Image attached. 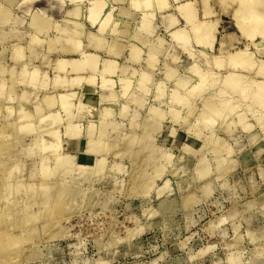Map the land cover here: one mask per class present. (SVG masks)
<instances>
[{"label": "rangeland", "instance_id": "374dc122", "mask_svg": "<svg viewBox=\"0 0 264 264\" xmlns=\"http://www.w3.org/2000/svg\"><path fill=\"white\" fill-rule=\"evenodd\" d=\"M193 1L197 20L212 12L213 47L193 33L186 46L173 42L176 26L191 27L174 0L146 10L149 33L132 0L107 1L104 33L88 19L89 0L78 15L71 0H0V264H264V108L223 86L231 68L212 60L264 51L239 29L240 0ZM83 52L98 55V71H72ZM109 60L118 65L104 76ZM191 65L210 75V89L189 91ZM256 66L240 70L244 80L260 77ZM75 77L80 85H60ZM227 99L221 116L208 109ZM50 113L60 164L39 141Z\"/></svg>", "mask_w": 264, "mask_h": 264}, {"label": "bare ground", "instance_id": "6f19581e", "mask_svg": "<svg viewBox=\"0 0 264 264\" xmlns=\"http://www.w3.org/2000/svg\"><path fill=\"white\" fill-rule=\"evenodd\" d=\"M71 1L75 2V7L73 8L72 14H77L78 15L80 13V6H79L80 3H78V2L82 1V0H71ZM107 1L108 0H89L88 5L86 6L87 11L89 13V14H87L89 21H92L93 24H95L96 22L100 23L99 27H98L99 33H104V31L106 30L107 25L112 20V12L108 11V9H107V7H108ZM132 1L134 2L135 6H136L134 9H139V10L142 11V15L140 17L141 19L139 18L140 21H138V22H140V24L143 27V29L147 30V32H148V30L150 29V27H151V25L153 23L152 22V17L154 15L152 16L146 10L150 6H153L154 0H140V1L132 0ZM158 1L164 2L165 0H158ZM174 1L178 2L177 8H179V11L181 12L183 19L187 22V24L189 23L191 27L190 28H186V27H178L177 28V26H176V29H174L175 27L173 25H175L177 23V19L174 17V15L172 16V14L171 15L170 14L167 15L168 17L171 16L170 17V21H169L170 22L169 26L172 25L174 27L173 28L174 31L171 29V31H173L172 32V36H171V37H173V42H178L182 46H186L190 42V39L192 37L191 35L193 33V36L195 38L194 40H195V42L198 43V45L199 44H203V45L206 44L208 46L210 45V47H213L214 40H215V33H214L215 24H214L213 21H210V19H209L210 14L212 12L208 9V7L206 6L207 10H205V12H203L204 14L201 16V18L197 20V18H196L197 14H196V9L194 7V1L193 0H185L184 2H179V0H174ZM205 2L207 3V0ZM84 6H85V4H84ZM263 8H264L263 0H240V5H239V7H237L236 12H235V16L236 17H240L239 29L241 30V32L244 34V36L248 40H250L251 42L254 43L257 51H260V52L264 51V9ZM82 10H83V8H82ZM165 11H163V12H165ZM75 23H77V22H75ZM126 25H128V24H126ZM169 26H168V28H170ZM122 27H124V26H122ZM76 29H77V31L76 32L74 31L73 33L74 34L77 33V35H78V32L81 29V24L80 23H77ZM139 29H140V27H139ZM144 32H146V31H144ZM69 33H71V32H69ZM79 34L81 35V32H79ZM125 34H124V36H125ZM137 35L138 34H136V37H137ZM257 35L261 36V42L257 41L258 42L257 43L256 41H254V39H255V37ZM140 37L141 36L138 35V38H136V39H139ZM141 40L143 41L145 39H143V37H141ZM75 41H76V44L78 45L77 47H79L81 43L79 41H77V40H75ZM132 52H133L132 53L133 54L132 58L133 59H137L138 56H139V54H138L139 53V48L138 49L137 48L136 49L133 48ZM137 54H138V56H137ZM213 57L214 58L212 60H213L214 64L217 65V67L224 66L225 65L224 62L226 61V66L231 68V70L225 74V78L223 77L224 78L223 81H222L223 82V86L227 87L231 91H240L242 93L241 95H243L244 98H247L248 96H250L251 99H254V101L259 106L264 108V58L255 57L254 52L250 51L248 47H246L245 49H237L236 51H234L232 53H229L228 55L224 56L226 58V60H224V58L222 56H220V55L213 56ZM98 58L99 57H98V55H96V53L83 52L82 58L74 60V61L73 60L71 61V62H73L72 64H74V67L73 66L71 67V68H73L72 71L73 72L76 71L77 73H80L81 71H85L86 68H89V69H92V72H93V71H95V70H97L99 68V65H97L98 64ZM58 60H59L60 63H62V64H60V66L63 65V62L64 63L66 62V60H64V59L63 60L58 59ZM105 63L106 64H104L103 67L101 68L102 72L105 73L104 76H107V74L108 75L109 74L110 75L114 74L115 71H116V66L118 65L117 62L109 60V62H105ZM57 64H58V62H57ZM66 64H67V62H66ZM255 65H257L256 66L257 68L255 69V72L260 77L259 78H255V79L251 78V80H250L249 79L250 77L248 76L249 78L248 77L247 78L249 80L248 79L244 80L246 78V76L244 74H241L240 70L241 69H243V70L250 69L251 70V69H253L255 67ZM60 66H58L59 69H62V66L61 67ZM64 68H65V66H64ZM193 69H194V71H193ZM62 70H65V69H62ZM190 71L193 72V74L196 73V75H197L196 78H197V81H198V82L195 83V85H193L194 87H192L189 90V91H191V93H195V91H197V90L210 89V87L213 84V82H208V78L210 77V75H208L207 72H198V70H195L193 65L190 66ZM26 74H27V72H26ZM145 74H147V73H145ZM27 75H29V73ZM31 76H30V79H33L31 81V84H36V81L34 80L35 78H32L33 76L32 77ZM104 76H102V79H103ZM34 77H35V75H34ZM59 77L60 76H58V78H56V80L58 82H59ZM142 77H143V75H142ZM93 78H94V76L93 77L92 76L89 77L88 78L89 82H92V81L94 82ZM62 79H65V77L62 78ZM82 79H83L82 77H75L74 79H71L70 81L63 80V82L60 85H63L64 87H67V86L69 87V85H71V84L80 85L81 81H83ZM142 79H144V77ZM149 79H151V78H149ZM108 80L111 81V79H108ZM108 80L106 78L103 79V86H107ZM44 84H45V82L42 85H44ZM247 86H249V87H247ZM250 87L254 88L251 92L249 91ZM110 88H111V86H110ZM0 89H2V88H0ZM84 89L85 90H89L90 87L87 86ZM219 93L220 94H224L223 93V89H219L217 95ZM214 94H216V93H214ZM74 95H75L74 92H69V91L60 94V98H61V101H62L61 104H62V107L65 110H69L70 100L72 99V97ZM212 96H213V94H212ZM48 98L49 97H47V99H46L47 101H48ZM181 98L182 97L179 98L177 95L176 96L173 95L172 100L176 101L177 103L180 102L182 104L183 100ZM51 100H53V98ZM219 101L220 102H219L218 105H216V104L214 105L211 102H209L207 104L208 109L211 111V113H213V114H215L217 116H221L222 115V108L226 107L227 104L230 103V99L219 100ZM54 103H55V100H54ZM81 103H82V101L80 102V105L77 104L79 108L82 106ZM235 106L232 105V107L229 108V111L231 112L233 109H235ZM34 110H35V108H34ZM251 110L249 109V111H251ZM254 112L257 113L256 111H254ZM254 112H253V114H254ZM241 113H238V114H241ZM55 116H56V114L55 115H51V113H50V114L45 115V116H43L41 118V120L44 121L45 118L48 119L49 117H53V121L51 122V125L48 126V124H47L46 125L47 127L44 125L46 128L44 126L43 127L41 126V128L44 129L43 130L44 133L42 135V139H40L39 141L42 143L43 154L45 153L47 156H49V153H52L51 155H55V156L57 155V160H58L57 164L58 163L60 164V162H62V160L64 159V156L62 154H60V150H61L60 146H59L60 145V141L58 142L59 135H58L57 130L54 127L55 124L58 122L57 118L59 116L57 118ZM241 116L242 115H240V117L238 118V120L240 119L239 121L243 120V118ZM209 119H211V118H209ZM262 119L263 118L260 115V120H262ZM59 122H61V120ZM210 122L215 123V119H212ZM43 124L44 123H42V125ZM26 125H24V126L27 128V126L30 125V124H28L27 126ZM243 125H244L245 128L248 127V123L247 124H243ZM29 127H31V125ZM21 128H22V126H21ZM74 128H75L74 126H71V127L68 128V131H67V135L68 136L72 135V133H73L72 129H74ZM101 163L102 164H100V166H99L100 167L99 171L103 167L102 166L103 162H101ZM68 170L69 169H67V171ZM8 190H10V189H8ZM9 194H10V191H9L8 195Z\"/></svg>", "mask_w": 264, "mask_h": 264}, {"label": "crops", "instance_id": "0c3cea01", "mask_svg": "<svg viewBox=\"0 0 264 264\" xmlns=\"http://www.w3.org/2000/svg\"><path fill=\"white\" fill-rule=\"evenodd\" d=\"M90 51H91V50H90ZM93 52H94V51H93ZM94 93H95V91H94ZM94 93H93V94H94Z\"/></svg>", "mask_w": 264, "mask_h": 264}]
</instances>
